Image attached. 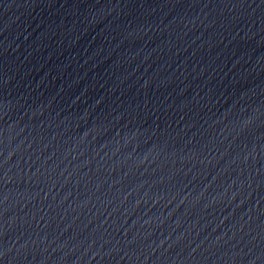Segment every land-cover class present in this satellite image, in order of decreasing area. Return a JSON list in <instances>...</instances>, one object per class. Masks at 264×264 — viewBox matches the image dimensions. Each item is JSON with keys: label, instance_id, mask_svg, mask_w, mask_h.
Instances as JSON below:
<instances>
[{"label": "water", "instance_id": "obj_1", "mask_svg": "<svg viewBox=\"0 0 264 264\" xmlns=\"http://www.w3.org/2000/svg\"><path fill=\"white\" fill-rule=\"evenodd\" d=\"M0 264H264V0H0Z\"/></svg>", "mask_w": 264, "mask_h": 264}]
</instances>
